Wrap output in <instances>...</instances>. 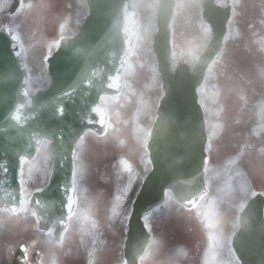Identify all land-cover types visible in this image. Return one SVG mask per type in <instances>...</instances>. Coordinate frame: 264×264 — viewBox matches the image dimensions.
Listing matches in <instances>:
<instances>
[{
	"label": "water",
	"instance_id": "obj_1",
	"mask_svg": "<svg viewBox=\"0 0 264 264\" xmlns=\"http://www.w3.org/2000/svg\"><path fill=\"white\" fill-rule=\"evenodd\" d=\"M87 3L89 14L78 33L64 38L48 59L49 87L34 94L27 87L18 34L10 27L0 31V207L14 212L21 205V157L33 158L37 140L47 139L53 157L52 175L42 191L33 193L30 206L41 230L58 224L57 236L76 202L78 141L87 129L104 131L107 111L100 97L121 90L128 61L122 27L124 5L129 0ZM168 3L171 6L173 0ZM230 16L231 2L223 7L215 0H203V17L212 27V39L192 69L182 61L172 71L171 7L167 16L158 15L159 31L153 48L164 95L148 142L152 170L129 220L124 248L127 264H139L151 237L144 216L165 202L168 190L186 206H192L207 191L204 167L208 133L198 87L211 62L220 56ZM17 116L19 119H14ZM69 198L73 201L71 211ZM232 245L241 264H264V195L247 202ZM21 262L24 260L16 256L11 264Z\"/></svg>",
	"mask_w": 264,
	"mask_h": 264
},
{
	"label": "rangeland",
	"instance_id": "obj_2",
	"mask_svg": "<svg viewBox=\"0 0 264 264\" xmlns=\"http://www.w3.org/2000/svg\"><path fill=\"white\" fill-rule=\"evenodd\" d=\"M23 2L24 7L21 14L19 13L20 15L18 14L13 22L14 28L18 30L22 37L21 44L25 50L23 59L30 73L29 86L32 91H35L37 88L42 87L48 79V59L50 56L46 62L45 57L49 45H52V53L57 42L61 41V25L65 26L63 37L70 36L71 33L77 31L78 25L82 22L88 10L84 0H23ZM198 11L195 12V9H192L186 13L192 17L190 24L180 22L177 24L175 51L178 60H181V52L189 47L187 42L200 34L199 25L202 22ZM257 14L260 17V24L256 26L262 29L264 35V0L263 9L261 12L258 11ZM252 15L254 16V14ZM242 18L244 19L246 16H242ZM249 19L248 22H251V26L248 27V30L254 27L253 18ZM239 21V15L232 18L225 38L222 56L210 66L205 81L200 88L201 102L207 113L210 132L209 149L211 155L206 172L207 183L211 187L220 181L224 183L218 196L220 200L215 202L211 193V195L205 196L195 209L185 213L186 210L180 211V206L171 195H168L164 206L153 211L148 218V223L155 232V237L153 236L152 239V242L155 241V243L151 242V248L149 247L146 252L149 253V257L144 261V264H180L185 260L195 264H235L232 252L223 251V243L228 242V238L232 236L238 227L237 217L239 212L237 211V205L251 197L241 192L240 186L250 184L251 188L256 191H259V189L264 191V151L263 153L251 155L253 163L250 166L252 170H250L248 165L252 157L250 159L244 158L240 147V125L236 123L228 126L230 122L226 118L227 103L235 97L239 88V78L235 72L250 80L253 86L258 89L260 87L264 88V54H256L251 44L238 45L239 40L246 33L245 28L238 26ZM144 53L145 50L140 52L139 55L131 57V61L124 72L122 91L118 95L105 97L104 99L110 110V130L103 138L94 132H87L80 143L79 162H83L82 167L87 169V173L91 177H94L93 173L96 171L98 177L103 173L102 167H104L105 152L107 150L111 151V161L117 157L112 165H115L116 168L110 167V171H112V176L117 173L118 178L112 177L105 182L101 180V177L93 185L94 187L98 183L97 187L99 189L102 187L106 189L104 193L100 192L104 202L105 198L109 197L110 188L117 191V196L112 199L113 205L108 209L112 215L120 212V201L125 200L131 185H133L132 191L137 189L139 176H143L151 166L146 158L143 157L141 160L139 149L141 147L143 153H146V141L144 140L148 136L143 135L142 132L143 129L151 127L163 91L162 78L156 69V60L150 56L148 63H145L142 59ZM141 65L143 66L141 67ZM223 93L226 95L225 100ZM139 103H145L152 106L153 109L150 108L149 111L143 112L144 115L134 123L136 128L133 129L125 124L127 122L131 123L140 113L135 111L132 116L129 115L128 111L125 113L124 110L132 109ZM262 105L264 106V100ZM234 112L233 117L237 120L246 115V112L238 106L234 108ZM218 119H224V123H218L216 121ZM220 127L224 129V134L227 135L226 140H223V157L231 159L226 164L223 162V158L220 159V163L218 158L212 156L218 134L217 129ZM122 129L129 132V134L130 132L135 135L142 133L141 143L133 136L132 138H121L120 136V139H117L114 134L121 133ZM262 132L261 147L264 144V129ZM127 145H129V148ZM121 146L125 151H122ZM49 159L50 152L47 143L35 159L29 161L28 165L25 166L24 179L27 192L24 195L21 209L17 213L0 210V223L3 227H6L1 239L5 243V250H3L4 245L2 248L0 246V257L8 258L13 249L18 247L21 242H26L25 244L29 247H36L33 241L42 237V234L33 225L29 199L35 189L45 184L47 172L50 168ZM228 164L231 165V168L226 169ZM243 166H246L247 169L244 170ZM135 168L138 170L135 171ZM238 172L243 173V175L238 176ZM83 187L81 197L84 198L85 212L96 213L94 211L95 206L100 205L101 207L103 204H100V199L96 198L95 190L93 191L92 188L87 189V185ZM230 188H234L235 191L230 192ZM216 213H219L224 220L222 233L209 226L214 223ZM189 214H191L193 220H191ZM113 219L112 217L111 220ZM110 223L115 225L113 229L116 231L114 236L117 245L111 242V234L105 227V222L100 223L95 220L90 222L87 220V224L92 225V229L101 243H105L107 241L106 235L108 236L106 253L111 254L112 248L117 249L115 254L117 255L118 264H124L123 246L127 234V222L118 219V222L112 221ZM102 226L104 227L103 233L106 235L102 234ZM91 236L93 242H96L95 236L93 234ZM158 246L162 249V254L160 258L157 257L158 259H156L154 256L156 253L159 254L158 251H155ZM99 249L100 247L98 248L97 244V249L94 252L88 251L89 258L84 260L81 256V261L84 264H99L100 260L96 257V254L100 252ZM71 250L72 259H75L76 255L79 257L78 252H80V249L78 245H73ZM139 264H141V260Z\"/></svg>",
	"mask_w": 264,
	"mask_h": 264
},
{
	"label": "flooded vegetation",
	"instance_id": "obj_3",
	"mask_svg": "<svg viewBox=\"0 0 264 264\" xmlns=\"http://www.w3.org/2000/svg\"><path fill=\"white\" fill-rule=\"evenodd\" d=\"M14 1L15 0H0V17H2L3 14L9 15L10 9ZM19 2H20V7H21L24 4V2L23 0H19ZM262 5H263V0H233V10L236 14L239 12H249V13L254 12L255 20L258 17V14H257L258 11L262 9ZM139 19L141 23L146 22V17L143 14L139 17ZM154 20H155V23L157 24V16L154 17ZM245 35L247 36V38L245 37L243 38L244 43L248 40H251L254 42L256 46H259L258 40H259V36L261 35L260 31H258L257 29L253 31L251 30V31L246 32ZM142 55H143V60H148L147 58L149 57V50L146 49L145 53ZM232 99H233V102L229 103L228 111L226 113V118L227 120L229 119L228 122H230L228 126L232 124H236V123L240 125V130H239L240 135H241L240 147L242 149L243 154L246 155V157H249L253 154H258V152L262 150V147L260 145H261V139H262V133H263L262 131L264 129V109L260 105V102L262 100V93L258 88L253 87L252 85L248 84L247 81H241V85L239 86V91L236 93L235 97H233ZM236 106H238L240 109H243L246 112V115L244 117L238 118V120L237 118L233 117V115L235 114L234 108ZM146 109L147 108L144 105L140 107L141 112L145 111ZM138 110L139 108H137L136 113H139ZM143 115H144L143 113H140L138 117V114H137L136 119H134L131 123L127 122V124L125 125L133 129L136 128V125L134 123L140 120V118ZM216 121L218 123H222V124L224 123V119L223 120L218 119ZM217 132L218 134H217L216 144L214 145V151H215L216 158L220 160V157L223 156V140L224 139L226 140L227 135L226 133L224 134V129L222 127L218 128ZM114 136L117 139H120V136L121 138L123 137L132 138L133 136L137 138L139 142L141 138V134L138 133V135H135L134 133H131V132L129 134V132H125L123 129L121 130V133L119 134L115 133ZM127 147L129 148V145H127ZM121 149L122 151H125L122 146H121ZM110 154H111L110 150H107L105 152V162H104V167H102L103 173H101V176L99 177H98L97 171L93 173L94 177H91L87 173V169H84L82 167L83 162L81 161L78 162L79 172H78V190H77L76 207H75L74 213L70 215L68 219V225L66 229L64 230L60 238L57 239L55 238V235H54L57 225L54 224L51 226L48 232H45V234L49 233L48 236H43L39 240L38 239L34 240V243L38 244L39 246H36L35 248H29L26 245L28 261L33 263V258H34L33 251L35 249H40V252L37 253L36 261L33 264H57L56 260H59V264H84L83 261H81V256L84 260L88 259L89 258L88 251L94 252L97 249V244H98V248L100 247L99 250L102 251L104 245L106 244V242L101 243L99 238L96 237L94 233L95 231L92 229V225L90 224L88 225L87 220H89L90 222H93V220L97 222H101V221L105 222L106 223L105 227L110 231V234H111V242L114 243L115 241L114 232L116 231L113 229V227L115 228V225L111 224L110 222L112 221L116 222L119 218L122 220L124 216H126L123 208H125L124 206L127 203L126 199L129 195L130 188L128 190V194L125 200L122 199L119 203V208L121 212H118L112 215L109 213L108 209L113 205L112 199L117 196V191H113L110 188L109 197H107V199L105 198V202H104V200L101 197L102 194L100 192L104 193L106 189L104 187L99 189L97 187L98 183H96L95 184L96 186L93 187L94 183L97 182V180L100 179L101 177H102L101 180L105 182L108 181V179L112 177L118 178V175H116L117 173L114 176H112V171H110V167H115V165L112 166L114 162L110 160ZM226 166H227L226 169L231 168L230 164ZM223 184L224 183L220 181V182H217L214 186L212 185V187L209 186V193L210 194L212 193V197L215 202L220 200L218 196L220 195V191H222L223 189L222 188ZM84 185H87V189L92 188L93 191L95 190V193L97 196L96 198H99L100 204L101 203L103 204L101 207L100 205L95 206L96 209L94 211L96 213H87V211L85 212V205L83 203L84 198L81 197V190L84 189L83 187ZM33 216L36 218L35 214H33ZM34 217H33V220H34ZM112 217L115 220L114 219L111 220ZM36 226L38 228V223ZM103 228L104 227L102 226V229H101L102 234L106 235L105 233H103ZM91 234L95 236L96 242H93V237L91 236ZM0 238L2 239L1 235H0ZM1 239H0V246L2 248V246L4 245L3 250H5V243H3ZM106 239H108L107 235H106ZM73 245H76V246L78 245L80 249L79 250L80 252L77 251L79 254V257H77L76 255L75 259H72L71 254H70L72 252L71 249ZM155 251L156 252L158 251L159 254L157 255L156 253L154 258L156 259H158L157 257L160 258L162 254V249L158 246L157 250ZM223 251H225L224 243H223ZM115 253H116V249L112 248L111 254L109 255L106 254L101 259L99 264H118L117 255ZM13 255H14V252L12 251L9 258L0 257V264H9V260L13 257ZM185 263L186 262H182L180 264H185Z\"/></svg>",
	"mask_w": 264,
	"mask_h": 264
},
{
	"label": "snow or ice",
	"instance_id": "obj_4",
	"mask_svg": "<svg viewBox=\"0 0 264 264\" xmlns=\"http://www.w3.org/2000/svg\"><path fill=\"white\" fill-rule=\"evenodd\" d=\"M171 7V17L168 22V28L172 32L173 40H172V52H171V62L172 69L175 70L179 63L182 61L195 65L201 58V54L208 47V43L211 39V27L209 25H203L202 23L199 25L201 31L199 35H196L192 40H189L187 43L189 47L181 52V60H178L176 55V44H175V35L176 28L178 22L184 24H190L192 17L186 14L188 11L192 9H202L201 0H173L171 6L168 3V0H129V3L124 5V21L122 31L125 34V43L127 46L125 59H128L131 56H137L140 52L148 49H151V45L153 43V38L155 34L159 31L158 25L155 23L154 17L157 15L167 16L169 14V8ZM146 17V22L141 23L139 17L141 15ZM65 26L61 25L60 34L61 38H63ZM58 45V42H57ZM51 47L49 45L47 55L45 57V62L47 58L51 56ZM19 55V53H17ZM143 65H141L142 67ZM112 86H115L113 83ZM27 95V92H25ZM62 114V109L59 110ZM14 119H19V117H14ZM47 141L37 140V153L39 154L44 147L47 145ZM29 161L25 157H21V169H20V179L19 183L21 185V196H24L27 192L25 187L26 181L24 179L25 176V166H27ZM238 176L243 175V173L238 172ZM42 191V189H38ZM230 192H234V188L229 189ZM240 191L243 192L246 196L250 195L251 198H255L258 194L264 195V191L257 192L255 189L251 188L250 184H243L240 186ZM26 202V201H25ZM194 203V201L190 202ZM73 201L69 198L68 208L71 211ZM247 207V200L241 201L237 205V211L242 213ZM148 218L145 217V221L147 222ZM239 220V216L237 217ZM223 217L216 213V219L214 223H211L209 226L216 228L220 233L223 232ZM95 226V224H93ZM233 236L235 233L232 234ZM231 236L228 238L229 240V248L233 254L235 264H240L239 258L235 255L234 248H231ZM152 243H155L153 241ZM151 248V245H149ZM149 257V253H146L145 256H142L141 264H144V261ZM126 264V262H125Z\"/></svg>",
	"mask_w": 264,
	"mask_h": 264
}]
</instances>
